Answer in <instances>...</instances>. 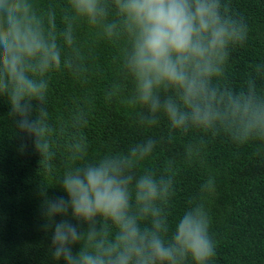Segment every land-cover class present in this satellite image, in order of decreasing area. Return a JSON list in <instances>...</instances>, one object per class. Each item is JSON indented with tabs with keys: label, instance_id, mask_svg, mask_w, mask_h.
I'll return each mask as SVG.
<instances>
[{
	"label": "trees",
	"instance_id": "obj_1",
	"mask_svg": "<svg viewBox=\"0 0 264 264\" xmlns=\"http://www.w3.org/2000/svg\"><path fill=\"white\" fill-rule=\"evenodd\" d=\"M29 3L46 32L56 36L61 51L60 68L45 77L49 85L45 101L32 102L33 119L41 109L47 112L53 156L48 173L34 151L33 139L20 132L9 115L7 95H0V264H64L63 258L52 257L53 230L44 229L43 184L48 185V198L67 200L59 183L67 170L105 155L127 156L130 148L149 139L154 148L135 162L132 173L139 177L150 171L173 181L170 197L157 202L169 226L164 238L171 239L186 209L202 203L209 211L210 233L216 241L214 264H264V136L235 141L233 133L239 125L231 118L210 129L191 124L186 130L174 129L162 110L155 114V124L148 123L153 116L148 108L129 103L135 94L134 81L123 66L129 38L122 30L111 38L105 34L107 23L116 22L119 29L113 0H101L108 14L97 25L76 17L69 0ZM220 3L224 14L247 25L248 39L229 47L220 75L209 86L218 93L251 96L264 105V0ZM69 25L71 46L63 36ZM159 96L161 103L167 97L180 103L174 89H161ZM22 145L26 147L21 151ZM81 148L83 159L79 158ZM209 176L215 178L211 191L203 189ZM54 219L87 228L72 218L71 209ZM96 226L99 230L105 222L97 218ZM107 226L113 238L116 229L110 222ZM150 226V218L141 222L142 228ZM80 246H72L74 254Z\"/></svg>",
	"mask_w": 264,
	"mask_h": 264
},
{
	"label": "clouds",
	"instance_id": "obj_2",
	"mask_svg": "<svg viewBox=\"0 0 264 264\" xmlns=\"http://www.w3.org/2000/svg\"><path fill=\"white\" fill-rule=\"evenodd\" d=\"M69 4L75 16L90 25L102 23L108 14L101 0H69ZM113 5L120 17L119 29L116 22L107 23L105 34L111 38L122 30L129 38L123 61L135 85L129 103L148 108L153 114L148 123L155 124V114L162 110L174 129L186 130L190 124L210 129L231 118L239 125L233 133L235 141L264 136V105L251 96L218 93L209 86L220 75L229 47L248 39L247 25L224 14L220 0H113ZM63 36L71 46L70 25ZM60 66L56 36L46 32L29 0H0V95H7L9 115L20 132L33 139L34 151L48 173L53 153L47 139V112L41 109L33 119L32 102L45 101L49 87L45 77ZM161 89H174L180 103L171 97L161 103ZM153 148L149 139L130 148L127 156L105 155L67 170L59 181L67 200L48 198V185L43 184L44 229L53 230L54 260L63 258L64 264H184L186 260L214 264L216 241L204 204L186 209L171 239L164 238L169 226L157 202L170 197L173 181L150 171L139 177L132 173L135 162ZM83 156L81 148L79 158ZM214 188L215 178L209 176L203 189ZM69 209L72 218L87 225L85 230L67 219H54L66 216ZM97 218L105 222L99 230ZM149 218L151 226L142 228L141 222ZM108 222L116 229L113 238ZM75 244L81 246L74 254Z\"/></svg>",
	"mask_w": 264,
	"mask_h": 264
}]
</instances>
